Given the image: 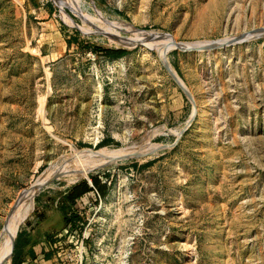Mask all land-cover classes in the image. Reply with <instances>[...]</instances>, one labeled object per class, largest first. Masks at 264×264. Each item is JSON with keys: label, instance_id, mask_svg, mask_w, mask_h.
I'll list each match as a JSON object with an SVG mask.
<instances>
[{"label": "rangeland", "instance_id": "374dc122", "mask_svg": "<svg viewBox=\"0 0 264 264\" xmlns=\"http://www.w3.org/2000/svg\"><path fill=\"white\" fill-rule=\"evenodd\" d=\"M262 28L264 0H0V241L23 194L61 169L10 264L37 211L70 212L84 180L65 160L118 151L129 159L83 176L107 194L80 201L60 264H264Z\"/></svg>", "mask_w": 264, "mask_h": 264}, {"label": "bare ground", "instance_id": "6f19581e", "mask_svg": "<svg viewBox=\"0 0 264 264\" xmlns=\"http://www.w3.org/2000/svg\"><path fill=\"white\" fill-rule=\"evenodd\" d=\"M75 9H77V7H75ZM170 42H171L170 43L171 47L173 48L176 47L188 48V46L179 44L173 41L172 39ZM174 78L175 79L177 78L176 74L174 75ZM129 156H130L129 151H118V152H110V153L100 152L91 157L86 156L84 157L86 159L82 160L80 156L77 154L76 156L69 157L68 159H66L64 165L66 166V169H68V171L71 173L74 179L75 178L79 179L80 177L88 175V173L93 171L95 168L105 167V166L108 167V165L117 164L120 161L129 159ZM60 171L61 169L57 168V170L53 172L50 170L45 172L42 175V177L32 186V188L27 190L21 197L16 207V215L14 219H12L7 225L6 231L4 232L2 239L0 241V264H10V249L12 246L13 239L23 220L26 217H28V215L34 209V201H33L34 194L38 193L39 191L47 187L48 183H50L54 177H56L61 173Z\"/></svg>", "mask_w": 264, "mask_h": 264}, {"label": "crops", "instance_id": "0c3cea01", "mask_svg": "<svg viewBox=\"0 0 264 264\" xmlns=\"http://www.w3.org/2000/svg\"><path fill=\"white\" fill-rule=\"evenodd\" d=\"M63 207V206H62ZM62 207L48 214L37 216L35 226L29 235L20 237L16 248L14 262L18 264H60L61 253L58 251L63 243L62 236L67 231L66 213ZM40 229V230H39Z\"/></svg>", "mask_w": 264, "mask_h": 264}, {"label": "trees", "instance_id": "16d2710c", "mask_svg": "<svg viewBox=\"0 0 264 264\" xmlns=\"http://www.w3.org/2000/svg\"><path fill=\"white\" fill-rule=\"evenodd\" d=\"M98 54L105 55L108 58H121L128 54L125 50H97ZM98 192L101 197H105L107 194V185H103L98 177L92 179V183L90 184L87 180L80 182L78 185L73 187L68 191L64 199L67 201L69 205V210L66 213V223L67 228H74L77 225V221H80L81 217L76 207H78L80 201L90 193ZM39 218L42 215L37 212L36 213ZM13 264H18L14 262Z\"/></svg>", "mask_w": 264, "mask_h": 264}, {"label": "water", "instance_id": "95a60500", "mask_svg": "<svg viewBox=\"0 0 264 264\" xmlns=\"http://www.w3.org/2000/svg\"><path fill=\"white\" fill-rule=\"evenodd\" d=\"M255 33H259L261 35H264V28L262 29H259V30H255L254 31ZM249 35L247 34H243L239 37H236V38H233L231 40L228 41V43H233V42H237V41H243V40H246V39H249L248 38ZM228 43H225V44H228ZM224 43L223 44H219V41H215L211 44H208V45H205V46H201V47H198V48H184V47H178L177 49H181L183 51H208V50H214L216 48H221L225 45ZM163 63L166 67V69L168 70V72L173 76L174 78V75H175V71L172 69L171 65L169 64V62L167 61L166 59V54H165V58L163 59ZM175 79V78H174ZM176 82L179 84V86L181 87V89L187 94V96L189 97L190 100H193L192 99V96L190 94V92L188 91L187 87L185 86L184 82L178 77L175 79ZM195 106V105H194ZM195 120V114L192 116L191 120L189 121L187 127L184 129V131L191 125V123ZM57 177V176H56ZM54 177V179L56 178ZM53 179V180H54ZM80 180H87V177H80L79 178Z\"/></svg>", "mask_w": 264, "mask_h": 264}]
</instances>
